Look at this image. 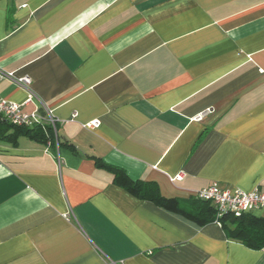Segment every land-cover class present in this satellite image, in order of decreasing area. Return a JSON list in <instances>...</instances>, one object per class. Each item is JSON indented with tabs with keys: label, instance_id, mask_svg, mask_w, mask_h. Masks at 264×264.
<instances>
[{
	"label": "crops",
	"instance_id": "obj_1",
	"mask_svg": "<svg viewBox=\"0 0 264 264\" xmlns=\"http://www.w3.org/2000/svg\"><path fill=\"white\" fill-rule=\"evenodd\" d=\"M0 73L57 124L0 141V264H264L188 203L264 192V0H0Z\"/></svg>",
	"mask_w": 264,
	"mask_h": 264
},
{
	"label": "trees",
	"instance_id": "obj_2",
	"mask_svg": "<svg viewBox=\"0 0 264 264\" xmlns=\"http://www.w3.org/2000/svg\"><path fill=\"white\" fill-rule=\"evenodd\" d=\"M56 126L57 124H55L53 127L48 123L46 125L36 124L33 127H21L12 125L0 118V141L12 140L14 137L23 135L29 137L34 141L46 144L56 139ZM65 147L74 151V147L72 145L65 144ZM96 164L99 167L111 171L114 175L115 182L123 185L126 190L136 192V194L139 195L141 199L150 200L174 210L177 208V210L181 212L182 208L176 207L177 204L178 206L180 205V202L162 198L161 196H159L155 187L153 189L150 188V184L140 181L132 182L121 169L113 166H108L107 164H104L99 160H96ZM188 203L191 207L197 206L198 211L193 216V218L198 222L218 223L223 229L227 238L240 242L250 249L259 250L264 247L263 218H258L254 216L252 212H250L242 214L240 216L226 214L217 220L215 218V210L209 202L194 198Z\"/></svg>",
	"mask_w": 264,
	"mask_h": 264
},
{
	"label": "built area",
	"instance_id": "obj_3",
	"mask_svg": "<svg viewBox=\"0 0 264 264\" xmlns=\"http://www.w3.org/2000/svg\"><path fill=\"white\" fill-rule=\"evenodd\" d=\"M10 76L0 73V79ZM17 82L23 86H28L31 80L28 77H23ZM0 118L12 125L21 127H33L43 121L36 114L23 113L21 105L6 101L1 97ZM45 120L53 127L56 124V121L49 114L45 116ZM91 126H97V122H93ZM174 179H180V176H176ZM194 198L209 202L215 210L217 220L226 214L240 216L245 213L264 211V192L261 191L228 190L213 183L208 188L195 192Z\"/></svg>",
	"mask_w": 264,
	"mask_h": 264
}]
</instances>
